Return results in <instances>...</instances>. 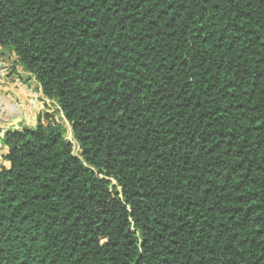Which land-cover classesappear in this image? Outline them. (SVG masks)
I'll return each instance as SVG.
<instances>
[{"label":"trees","instance_id":"trees-1","mask_svg":"<svg viewBox=\"0 0 264 264\" xmlns=\"http://www.w3.org/2000/svg\"><path fill=\"white\" fill-rule=\"evenodd\" d=\"M0 47V264H264V0H0Z\"/></svg>","mask_w":264,"mask_h":264},{"label":"crops","instance_id":"crops-1","mask_svg":"<svg viewBox=\"0 0 264 264\" xmlns=\"http://www.w3.org/2000/svg\"><path fill=\"white\" fill-rule=\"evenodd\" d=\"M6 53L0 47V136L9 127L35 126L38 106L32 100L42 96L41 86L18 63L17 55L12 52L8 59Z\"/></svg>","mask_w":264,"mask_h":264},{"label":"rangeland","instance_id":"rangeland-1","mask_svg":"<svg viewBox=\"0 0 264 264\" xmlns=\"http://www.w3.org/2000/svg\"><path fill=\"white\" fill-rule=\"evenodd\" d=\"M11 53H9V52H7L6 53V55L8 56V59H11L12 58V56L10 55ZM35 89V88H34ZM41 98H44L43 97V95L40 97V95H38V98H34V100H32V102L35 104V105H37L38 106V111H37V114H36V117H37V115H38V112H40V111H42L44 108H45V105H43V103H41L39 100L41 99ZM47 101V100H46ZM47 103H48V105L50 104L51 105V102L50 101H47ZM36 106H34V108H33V111L36 109L35 108ZM50 107V106H49ZM53 109L54 108H56L57 106H51ZM52 108H51V110H52ZM29 110H32V107H30L29 106ZM32 113V112H31ZM36 117H35V123H36ZM57 117L60 119V121H62V122H64L65 124H66V126H67V128H68V130H69V132H68V138L69 139H71V140H73V136H72V133H71V126H70V124L66 121V119H65V117L62 115V114H59V115H57ZM4 134H2L1 136H0V161H1V159H2V155L4 154V153H6L7 152V150H5L6 148H5V146L2 144V141H1V138H2V136H3ZM78 151V147H77V144H76V152Z\"/></svg>","mask_w":264,"mask_h":264}]
</instances>
